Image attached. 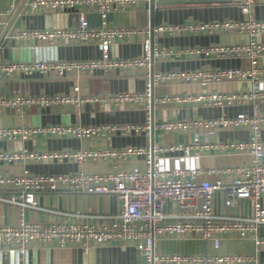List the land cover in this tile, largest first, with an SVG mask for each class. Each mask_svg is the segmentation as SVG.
Instances as JSON below:
<instances>
[{
	"label": "built area",
	"instance_id": "obj_1",
	"mask_svg": "<svg viewBox=\"0 0 264 264\" xmlns=\"http://www.w3.org/2000/svg\"><path fill=\"white\" fill-rule=\"evenodd\" d=\"M143 0H30L31 10H73L77 23L66 28L35 30H15L19 38L55 41L57 39L93 42L101 50L96 59L59 60L46 56H36L26 61H0V76L13 74L55 72L59 76L69 72L94 74L97 71L110 73L143 71L147 74L145 87L141 91L117 93L82 94L75 84L69 93L46 94L16 87L5 95H0V111L12 109L22 114L27 108L39 109L51 106H81L100 101L113 106H141L146 111L142 125L127 126L128 130L145 134L143 146L122 148L80 149L64 152L40 153L33 150H0V163H17L37 158H70L81 162L87 159L105 158L124 160L141 157L140 164L128 169H113L105 172H77L71 174H31L0 175V202L18 210L16 220L0 224V251L16 252L24 255L31 243L80 244L87 248L91 244L101 245L111 242L132 244L142 254L145 264H243L255 260L249 253L201 252L180 253L157 251L158 241L164 236L185 238L198 236L218 248L224 237L252 240L257 251L264 250V115L240 112L232 117L218 119H165L153 121V86L161 82L195 83L205 86L206 91L185 94H167L160 102H197L206 106H229L250 102L254 109L264 104V66L258 59L264 55V42L257 40L264 32V19H257L252 6L257 0H214L236 3L245 14L241 20L223 22L159 25L147 30L144 52L141 56L121 58L111 57L109 48L115 36L130 34L133 30L111 26L107 23V13L113 8L137 5ZM15 7V0H9V7L0 8V22ZM84 8H93L100 16V24L91 26ZM237 26L248 34L243 43L218 44L201 48L206 55L216 58L242 56L248 59V66L203 67L196 70H173L151 72L153 56L159 52L153 47V36L163 30L213 31ZM193 49H188L192 52ZM249 81L251 86L240 91L211 89L209 86L228 81ZM217 126H246L251 132L248 140H224L217 148L236 154H248V163H238L221 167L201 168L198 164H187L188 158L198 159L203 145L193 142L159 144L154 141L153 129L166 132H186L201 129L205 134ZM118 129L109 125H48V126H0L1 138L27 137L39 132L54 135H75L81 138L97 136L104 131ZM204 146H207L205 144ZM194 149L191 153L190 149ZM213 175L212 178L203 175ZM59 189L77 193H93L116 197L117 211L91 213L85 210L62 212L39 206L36 194ZM45 210L51 214H61L65 220L49 222L32 221L25 217L26 210ZM22 264V263H20ZM257 264H264L258 261Z\"/></svg>",
	"mask_w": 264,
	"mask_h": 264
},
{
	"label": "crops",
	"instance_id": "obj_2",
	"mask_svg": "<svg viewBox=\"0 0 264 264\" xmlns=\"http://www.w3.org/2000/svg\"><path fill=\"white\" fill-rule=\"evenodd\" d=\"M30 0H15L11 13L0 22V61H26L36 56H46L59 60L96 59L101 56L99 46L93 42H79L57 39L49 42L34 38L15 37V30H35L47 28H66L76 25L73 10H31ZM9 7V0H0V8ZM91 26L100 24V16L93 8L83 9ZM255 18L264 19V0H257L252 6ZM245 14L231 1L214 0H143L137 5L113 8L107 13V23L133 30L130 34L115 36L109 48L111 57H137L144 52L147 30L159 25L196 24L241 20ZM248 34L237 26L213 31H172L163 30L153 36V47L159 52L153 56L151 72L173 70H196L203 67L248 66V59L242 56L216 58L206 55L201 48L218 44L243 43ZM264 42V32L257 36ZM192 48V52L188 49ZM264 66V55L258 59ZM148 77L143 71L78 74L69 72L59 76L55 72L34 73L31 75L13 74L0 76V95L10 93L16 87L37 93H69L77 84L82 94L117 93L123 91H141ZM264 87V80L261 81ZM251 86L249 81L228 80L209 86L211 89L240 91ZM206 91L205 86L195 83L161 82L153 86V121L165 119H218L232 117L240 112L264 115V104L256 110L250 102L235 103L229 106H206L197 102H160L158 98L167 94H185ZM146 111L141 106H113L100 101L85 103L81 106H51L49 108H27L22 114L12 109L0 111V126H48V125H109L118 127L112 131L101 132L97 136L81 138L75 135H54L33 133L27 137L1 138L0 150H33L40 153H60L80 149L122 148L125 146H143L145 134L142 131L127 130V126L142 125ZM205 134L201 129L186 132H166L153 129L154 141L159 144L197 141L203 145L198 159L188 158L187 164H198L201 168L221 167L238 163H248V154L230 153L217 148V144L227 140H248L251 132L246 126H217ZM264 139V127L261 130ZM207 144V146H204ZM191 153L194 149H190ZM264 161V155H263ZM141 157H129L124 160L114 158L87 159L81 162L70 158H37L17 163H0V175L31 174H71L77 172H105L113 169H128L140 164ZM212 178L213 175H203ZM9 190L0 191L1 194ZM39 206L68 212L78 209L91 213H110L117 211L119 203L116 197L77 193L64 189L36 194ZM264 205V195L262 197ZM18 210L0 202V224L16 220ZM25 217L32 221L49 222L65 220L61 214H51L45 210H26ZM264 234V229H262ZM157 251L165 253L201 252H238L249 253L255 260L243 264H257L264 261V250L257 251L252 240L233 236L221 239L218 248L211 242H205L198 236L185 238L164 236L158 241ZM145 264L142 254L132 244L111 242L101 245L91 244L87 248L80 244L31 243L24 255L16 252L0 251V264ZM156 264H169L165 262Z\"/></svg>",
	"mask_w": 264,
	"mask_h": 264
}]
</instances>
